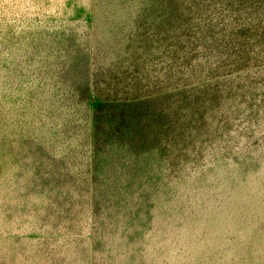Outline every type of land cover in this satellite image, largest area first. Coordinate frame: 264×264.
I'll use <instances>...</instances> for the list:
<instances>
[{
    "label": "rangeland",
    "instance_id": "1",
    "mask_svg": "<svg viewBox=\"0 0 264 264\" xmlns=\"http://www.w3.org/2000/svg\"><path fill=\"white\" fill-rule=\"evenodd\" d=\"M0 264H264V0H0Z\"/></svg>",
    "mask_w": 264,
    "mask_h": 264
}]
</instances>
